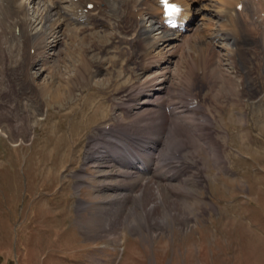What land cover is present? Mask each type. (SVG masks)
I'll return each mask as SVG.
<instances>
[{
    "label": "rangeland",
    "instance_id": "rangeland-1",
    "mask_svg": "<svg viewBox=\"0 0 264 264\" xmlns=\"http://www.w3.org/2000/svg\"><path fill=\"white\" fill-rule=\"evenodd\" d=\"M215 1L196 0L190 26L170 31L169 41L149 29L142 38L151 44L143 51L135 33L148 29L143 14L136 15L135 30L127 33L113 21L93 31L88 23L65 24L63 13L75 12L76 0H18L11 19L0 18V30L12 33L0 37V133L19 140L14 144L0 136V264H264V95L241 97L247 87H241L230 65L232 49L218 35L234 36L236 29L231 30L228 19L224 23L213 17ZM52 3H58L61 13L43 25L42 8ZM134 5L130 9L138 11ZM86 7L78 14L98 17ZM262 16L257 22H263ZM175 31L190 41L182 45ZM24 32L42 38L26 49L32 60L23 65L33 76V95L37 93L34 116L28 111L35 113L34 106L25 107L26 100L16 96L8 81L10 56L15 64L22 60L21 44L11 47V40ZM101 39L102 48L92 47ZM73 54L77 60H71ZM170 55L169 88L160 96L161 106L142 105L143 95L158 90ZM200 55L206 58L204 73L197 70ZM247 57L241 53V60ZM91 61L102 70L95 72ZM216 65L218 75L231 79L229 90L219 91V79H209L207 71ZM58 82L71 86L69 100L62 104L44 88ZM111 136L134 149L148 147L154 139V148L185 155L181 159L179 154L178 165L169 159L171 169L140 175L160 190L154 214L146 211L157 199L146 198L137 206L134 196L142 185L134 182L128 188L130 179L121 175L126 168L120 159L108 157ZM215 144L224 147L219 158L211 154ZM101 154L104 159H90ZM173 173L184 181L170 178ZM129 192L132 198L124 200Z\"/></svg>",
    "mask_w": 264,
    "mask_h": 264
},
{
    "label": "bare ground",
    "instance_id": "bare-ground-1",
    "mask_svg": "<svg viewBox=\"0 0 264 264\" xmlns=\"http://www.w3.org/2000/svg\"><path fill=\"white\" fill-rule=\"evenodd\" d=\"M195 1L196 0H169V3H174L180 9L179 12H177V13H175L173 15V17L175 18L174 20L176 21V23H178L179 27L188 28V26H190L191 18H193L194 17L193 14H195L194 11H193V4L195 3ZM137 2H138V0H136L134 3L133 2H129V0H87V1H85V0H76V4H74L76 11L78 9H80V8H86V6L88 4H93L94 5L93 6V10L96 11V13L98 14V17L93 19V18H91L89 16L87 17L86 15H84V16L82 14L78 15L77 12H73L71 14H63L64 15L63 17H64V20L66 22L65 24L74 23V24L83 25V24H87L88 23L91 26L90 27L91 30L92 29L95 30V29H97V27H100V26L107 27L108 23L110 21H113L114 23L116 22L117 28L119 30L127 33L130 30L134 29L133 20L136 19L135 18L136 15L137 14H141V15L143 14L144 16H147L146 20H147V23H149L148 24V29L142 27L140 29L138 28V30L135 31L136 38H137L136 45L139 46L142 49V51H143V49H145L149 44H151V42L150 43L148 42V40H147L148 38L147 39L146 38H142L144 35L146 36V34L148 33L149 29L151 31L158 30L159 34H160V39H163V40L167 39V40H164V41H169L168 33L171 30L167 28L165 19L163 18L164 11H163L162 5L160 4V0H156V1L152 0L151 2H146L145 1L144 3L143 2H141V3L138 2L137 3ZM215 2L217 4L216 6L215 5H211V6L209 5L210 7H214L215 8L212 11L213 17L216 18V19H219V20H224V23L229 20L230 23L232 24L231 25L232 26L231 30L232 29H236V33H234L235 34L234 36H231L229 33H225L224 34V33L220 32V31H219L218 35L222 39V42L225 43L224 45L226 47H228L227 50L228 49H230V50L232 49V53L233 54L231 53L230 56L228 57V59H229V61L231 63L230 65L232 66V69H236L237 70V73H238L237 77L241 79V87H247L246 91H245V89L243 90L241 88L242 89L241 90L242 91L241 97H244V98L246 97V98H248V100L249 99L258 98V97L263 98L261 96L264 95V48H263V46H264V16H262L263 17V20H262L263 22L262 23L260 21L257 22V19L259 17L261 18V14L264 13V0H216ZM131 3L133 5L135 4L134 7L138 8V11H133V9L131 8L132 11L129 12V10H131L130 9V6L132 5ZM14 4H15V0H0V18L1 17H8V15L11 14V12L13 11L11 9V7ZM239 5L242 6L241 11L237 10V6H239ZM17 6H19V5H17ZM126 7H127V9H126ZM42 9L43 10L45 9L44 10V17H42L43 25H45L47 22L50 21V17H52V14L60 15V12H59L60 10H59V7H58V3H52V5H46ZM205 9H204V11H206ZM207 9L209 10V8H207ZM257 9L259 10V13H257ZM125 10L127 11V13H123ZM81 12H83V11H81ZM89 12H90V10H89ZM13 16H15V15L13 14ZM90 16H92V14ZM15 17L17 18V16H15ZM9 18L10 17H8L7 19L5 18V19L9 20ZM16 20L17 19H15V21L12 23L11 26H13V27L17 26V22L18 21H16ZM2 21H3V19H2ZM184 24H186V25H184ZM223 27H225V26H222L221 28H223ZM20 28H22L21 29V32H22V30L24 29V26L22 25V27H20ZM83 28H86V26H84ZM3 30H5V29H3ZM3 30H0V37H1V39L5 40L6 34H12V33H11V31L6 32V30H5V32H4ZM26 30H27V28H26ZM175 32L177 33V36L181 37L182 45L188 43L189 38L187 36L182 35V33H179L178 31H175ZM232 33H233V31H232ZM43 34H45V31H44ZM38 39H40V41L42 40V38H39V37L31 38V36H29L25 32L21 33L20 35H18L17 38L12 39L11 42L14 43V44L11 43V47L14 46V47L17 48L21 44V47H18V49H20L21 52H22V55H21V59L22 60H20L21 61L20 63L16 62L17 61L16 60L15 61L16 64H15V63H13L12 57L10 56V59L8 58L10 60L9 61L10 67L7 68L8 69L7 72L9 73L8 74V77H9L8 81L11 84L10 89L15 91L17 97L18 96L24 97V100H26V104H27V105H25V107L26 106L27 107L34 106L33 108H35V113L32 112L30 109H28V111H30L33 116L37 115L36 114L37 110L39 111V107H37V105H38V101H37V97H36L37 93L33 95V93H35V91L32 90L33 88L31 86V84L33 82V76L32 75H28V72H27L28 70L26 71V69H23V68H24L25 65L28 66L29 60H31V59H27L28 53H25L26 49H30L31 45H36L37 44L36 42H37ZM102 39L99 42L96 41L98 44L96 43L92 47H94L95 49L102 48L103 47L102 42H101V41H103ZM7 41H8V38H7ZM83 52H84V50H83ZM242 52L243 53H247V55H248L247 61L241 60L240 57H241V53ZM74 54H73V57L71 58V60H75L76 59V56H74ZM142 55H145V54H142ZM200 56H198L199 59H198L197 70L200 71L201 73H204L205 69H203V68H205V60H204L205 56L204 55L203 56L200 55ZM171 58H172V55H170L165 60V63H166V65H165L166 67L165 68L166 69L164 68V71L161 73V75H159L160 76V80L158 81V84H157L158 87H159L158 90L157 91L150 90V92H148L147 94L143 95L142 96L143 98H141V99H143L142 102H141L142 105H145V106L156 105L158 107L161 106V103L159 101L160 96L162 95L163 92H165L169 88L167 86V83H166L167 82L166 81L167 80L166 75H167V73H169L167 68H169V66L172 63L171 60H170ZM25 59H26V62L24 61ZM215 61H216V59H215ZM242 61L245 64H243ZM158 62H160V61H158L156 59L155 64H157ZM110 63H111L110 66L111 65H116V63H114L113 61H110ZM153 63H154V61H153ZM11 64H12V66H11ZM93 64H94V66H93ZM218 64H220V63H218ZM255 65H257L256 68L254 67ZM89 66H92L94 68L95 72H100L102 70L101 66L95 65L94 61L93 62L91 61ZM206 66H207V64H206ZM216 66L217 67H215V68L209 69V71H207L208 74L207 73L206 74L209 76V79L210 78H213L214 80L219 79V82H220L219 91L224 92L223 90H229L231 79L229 78L230 80L229 79L228 80H224L225 77L223 76V74L218 75L220 73L221 69H220L219 65H216ZM221 66H222V64H221ZM83 71H86V70L84 69ZM83 71H82V75L84 76L86 72H83ZM86 75L87 76H91L90 71L87 72ZM170 75H171V73H170ZM221 77H222V79H221ZM154 78H157V77H154ZM82 79L83 80L85 79L86 82H88V80H89V78L86 79V78H83V77H82ZM77 80L75 81V83L77 82L76 85L77 86L80 85V87H82L81 86L82 82L78 78H77ZM65 81H68V80H65ZM232 81L234 82L233 79H232ZM213 84H215V82ZM66 87L68 88V92H66ZM44 88H45L46 91H51L52 90L51 96H52V98L53 97L55 99L57 98L56 101L59 104H62L63 101L65 102V101L69 100V94H71L69 89H71V86L68 84V82H65L64 84L58 82L57 85L56 84L55 85L51 84L49 89H47V86L45 85ZM135 88L136 87H134L133 90L131 88L130 92L135 91L134 90ZM35 89H36V87H35ZM166 96H168V94ZM214 97H215V95H214ZM27 98H29V101H27ZM218 106L216 104V107H218ZM171 112H173V111H171ZM183 118H181V119H183ZM188 118H189V116H188ZM0 119H2V118H0ZM175 119H178V118H175ZM209 119H210V117H209ZM0 128H2V127H0ZM190 128H191V126H190ZM199 129H202V128L200 127ZM162 130H163V128H162ZM0 132H2V130H0ZM4 132L5 133H3V134L0 133V136H2L5 139H9L12 142H15L14 144H17L19 142L18 139H17V141L13 140V139H15L14 135L8 134V132H6V131H4ZM15 133H18L17 137L20 136V132H14V134ZM202 133L201 134L199 133V134L202 136ZM7 134L10 135L11 138H8ZM169 135L171 136V134H169ZM20 137H22V136H20ZM99 137L101 138V136H99ZM173 137H175V136L173 135ZM22 139L24 140L23 137H22ZM103 140H104V138H103ZM20 142L22 143L21 140H20ZM106 142H107V144L109 146V150H110V153L108 154V157L112 158L111 160L120 159L119 163L121 165L123 164L124 167L126 168V171H122L121 172L122 174L118 172V174L126 176V178L130 179V182L128 183V188H130L132 183H134V182H136V185H137L138 182L142 185L141 190L139 192L135 193V196H134V198H136V200L139 201L137 206L139 205V203H143L144 201H146L145 200L146 198H147V201H148L149 199H152V196H153V198H156L157 200L155 202H153L154 204H151V206H149L147 208L146 212L151 213V214H154L155 212H157V209H156L158 207L157 203H158V201L160 202V200L162 199V196L161 197L159 196L160 195L159 194L160 190H159L158 187L153 186V183L151 182V180H149V179H147L145 177L141 178L140 175H146L150 171H155L157 169H160V167L166 168V169H171V165H170V162H168V160L171 157L173 158V156H170L169 155L170 153L167 154V153H165L162 150L157 151V153L154 152L156 150L155 149H151V148H153V146L154 147L157 146V141H155L154 139H151L149 141V147L150 148H147V149L144 150L145 151L144 153L146 155L134 153V151H133L134 148L132 146H129V144L126 141H124V140H119L118 141L117 137H112L111 136V138L109 140H106ZM212 145H214V144L212 143ZM182 147H184V146H182ZM222 147L223 146H220L219 144H215V147H213V150H212L213 152H211V154H213L212 157H214V156L216 157L217 153H218V155L224 154ZM136 149L139 150V151H142L144 148L140 147V148H136ZM118 151L121 152L120 156L119 155L117 156L116 154H114L115 152H118ZM178 152H180V151H178ZM90 154L92 156L94 155L93 153H90ZM182 156H185V155H181V157H180L181 159H183ZM104 157H105V155L101 154L100 157H98V156H97V158L90 157V159H93V160H95L97 162L100 159H104ZM217 158H219V156ZM221 160H223V159H221ZM154 161H155L154 168H152V167L149 166L148 163H151L153 165ZM177 163H179V161ZM222 164L224 165L225 163H222ZM220 166H221V164H220ZM174 174H176V173H173V174L169 175L170 178H178L179 179L180 175H179V177H177V175H174ZM179 180H182V179L180 178ZM80 181H82V180H80ZM176 181H177V179H176ZM182 181H184V180H182ZM149 182H151V183H149ZM77 185L80 186L81 183L78 182ZM125 186H126V184L119 185V188H124ZM138 186L140 187V185H138ZM166 188H167V186H166ZM174 192H177V191H174ZM127 195L129 197L126 196L124 200L132 198V196L130 195V192L127 193ZM168 198H170V197H168ZM174 201L176 202V200H174ZM134 202H136V201H134ZM81 204H79V205H81ZM164 204H162V205L164 206ZM171 204L173 205V203H171ZM79 205L77 207H80ZM173 206L175 207V205H173ZM128 211L129 212H132V211L135 212L134 209H128ZM118 241H120V239Z\"/></svg>",
    "mask_w": 264,
    "mask_h": 264
},
{
    "label": "snow or ice",
    "instance_id": "snow-or-ice-1",
    "mask_svg": "<svg viewBox=\"0 0 264 264\" xmlns=\"http://www.w3.org/2000/svg\"><path fill=\"white\" fill-rule=\"evenodd\" d=\"M160 4L163 7L164 15L166 19L168 20V23H172L171 17L177 12L180 11V9L175 5L169 3V0H160Z\"/></svg>",
    "mask_w": 264,
    "mask_h": 264
}]
</instances>
